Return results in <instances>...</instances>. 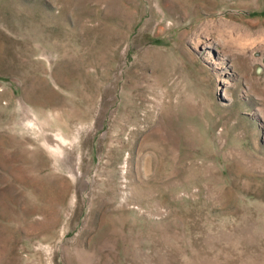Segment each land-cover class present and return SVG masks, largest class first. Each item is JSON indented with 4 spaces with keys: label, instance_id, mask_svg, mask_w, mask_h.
<instances>
[{
    "label": "rangeland",
    "instance_id": "rangeland-1",
    "mask_svg": "<svg viewBox=\"0 0 264 264\" xmlns=\"http://www.w3.org/2000/svg\"><path fill=\"white\" fill-rule=\"evenodd\" d=\"M0 264H264V0H0Z\"/></svg>",
    "mask_w": 264,
    "mask_h": 264
},
{
    "label": "bare ground",
    "instance_id": "bare-ground-1",
    "mask_svg": "<svg viewBox=\"0 0 264 264\" xmlns=\"http://www.w3.org/2000/svg\"><path fill=\"white\" fill-rule=\"evenodd\" d=\"M208 46V45H207Z\"/></svg>",
    "mask_w": 264,
    "mask_h": 264
}]
</instances>
